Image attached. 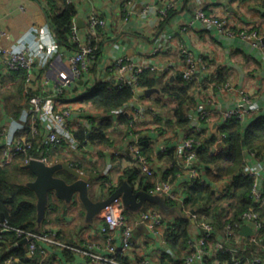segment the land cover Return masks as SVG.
Instances as JSON below:
<instances>
[{
  "label": "crops",
  "instance_id": "obj_1",
  "mask_svg": "<svg viewBox=\"0 0 264 264\" xmlns=\"http://www.w3.org/2000/svg\"><path fill=\"white\" fill-rule=\"evenodd\" d=\"M70 1L76 9L73 20L79 40L83 41L85 38L87 19L91 13L100 15L106 21L99 39L102 48L97 78L103 77L113 81V74H107L108 67L120 56H127L137 63H148L149 69L164 74V79H169L170 82L174 81L184 67L179 55L181 45L202 57L206 65V69L199 70L192 81L190 94L195 101L186 109L189 123L184 128L167 127L165 122L174 118L167 108H160L154 103L157 97H161V92L149 97L133 98L127 105L109 113L84 103L81 96L94 81L91 73L84 75L78 83L68 88L58 102L48 101L43 92L51 89L59 80L61 73L70 72L68 57L72 51L58 45L41 0H0V26L8 33L3 44L16 50L30 48L36 77L32 84L34 88L29 89L35 95L44 97L43 103L55 111L68 106L78 112V118L70 125L72 133L79 126L89 128L87 124L91 125V122L107 115L116 122L122 115H129L132 118L136 132L123 137L125 127L120 124L116 128L117 141L112 146L79 147L73 134L65 135L63 132L68 142H66L68 148L62 151L67 160L65 163L72 166L73 163L82 165V169H76L91 177L90 196L93 201L108 197L107 193L110 190L115 191L125 181L121 180L124 168L132 165L130 160L137 165L129 146L133 143L140 144L141 138H150L154 144V154L150 159L156 174L151 179L158 182L160 179L155 178H159L160 173H166L172 166L169 157L163 155L159 158L158 155L164 154L165 150L170 148L175 149L178 162L180 159L178 147L185 134H189L195 128L204 130V135L213 133L211 126L217 123V129L219 128L222 124V113L238 106L251 107L250 114L243 120L244 124L264 116V60L244 39L228 37L215 29L189 27L194 8L197 6L193 0H133L126 8L127 19L124 17L125 13L123 14L122 0ZM200 2L207 15L228 19L232 29L236 31L255 29L264 33V0H200ZM145 7H148L147 13L143 12ZM167 7L174 10V15L168 24L158 29L161 10ZM156 47L158 52L154 53ZM3 74L6 73L3 71L0 77ZM220 77L226 80L225 84L217 83ZM13 91L14 84L0 78V126L5 129V137L10 141L29 123L28 96L25 97V92L18 102L22 109L17 116H10L5 111L4 95ZM201 108L209 111L207 121L198 119ZM157 119H161V122L156 121ZM77 123L79 125H76ZM160 129L163 131L160 132ZM41 130L43 135L38 140L40 149L44 146L42 139L44 140L46 135L45 121L41 124ZM245 160L247 167L252 168L258 165L261 158L249 153ZM93 165L95 169L91 171ZM57 175L67 181L73 179L66 171H59ZM106 177L108 180L105 181ZM257 177L264 191V171H260ZM146 181L143 184L139 181L134 183V191L144 190ZM187 181V173L181 171L171 182L179 196ZM213 188L221 189L219 185ZM49 201L52 206L46 210L45 225H41L38 231H51L54 235L52 242L43 245L46 250L44 255L39 253L28 255L27 251V257L33 260L37 258L35 264H90L86 255L88 250L104 253L106 237L101 232L104 224L102 211L90 222L86 219V210L77 196L71 204L64 203L55 195H51ZM149 209H151L149 202L144 203L138 211L125 209V215L134 232V246L127 253L130 264H161V254L167 251L165 243L150 233L140 218L141 214L148 212ZM118 236L119 233L115 232L116 239ZM19 246L21 245L18 243L12 244L8 250H14ZM17 259L15 261H18ZM11 263L12 260L5 261V264ZM168 264L174 263L171 260Z\"/></svg>",
  "mask_w": 264,
  "mask_h": 264
},
{
  "label": "trees",
  "instance_id": "obj_2",
  "mask_svg": "<svg viewBox=\"0 0 264 264\" xmlns=\"http://www.w3.org/2000/svg\"><path fill=\"white\" fill-rule=\"evenodd\" d=\"M126 1L123 0V2ZM41 2L53 27L58 45L71 51L77 49L78 43L71 40L75 26L73 19L76 14L73 3L68 0H41ZM173 15L174 10L167 9L165 15H161L158 29H162L168 24ZM101 33L102 30L93 36L92 40L94 63L90 73L95 79L92 86L85 89L81 100L92 105L95 109L109 113L127 105L134 98L135 92L130 86H116L108 78L96 77L102 48V43L99 40ZM0 78H3L5 82L14 84L15 91L4 95V109L10 116H17L22 109V105H18V102L23 98L24 92L28 99L35 94L26 87L27 72L22 69L3 74ZM163 79L164 74L152 69H145L140 77V87L143 89L159 88L161 97H157L154 103L160 108H167L174 118V120L165 122L167 127L184 128L189 123L186 109L195 101L193 95L190 94L192 82L185 80L182 73H179L171 82L169 79ZM225 82L226 80L222 77L217 81L221 85ZM156 121L161 122V119ZM120 124L125 127L123 137L136 132L134 131L135 125L129 115L120 116L118 122L107 115L98 121L91 122L89 128L79 126L76 131H73V136L79 147L85 145L112 146L117 141L116 128ZM26 130L28 132L27 139L31 140L28 125ZM162 131L160 129V132ZM204 133V130H196V128L189 132L191 136L201 139V144L196 147V155L203 167L204 177L193 184H186L179 199L171 200L165 197L167 206L174 210V214L165 217L167 227L164 231V243L167 251L161 254V264H168L171 260L174 264H184V253L188 249V239L192 226L187 211L198 210L208 214L210 222L214 223L220 231L226 222L223 219L224 212H230L235 219L244 211L256 210L264 224V207H259L250 197L254 178L243 174L246 155L253 153L255 156H260L264 153V116L257 117L248 124H244L242 120L233 117L219 126L215 133H208V135H204ZM220 134L225 135L223 138L224 145L220 150L214 152L212 149ZM38 140L39 138H32L34 143L32 152L34 153L37 151ZM139 146L141 155L150 159L154 154V144L151 139L141 138ZM65 148H68V145L63 141L61 145L49 149L46 155L48 160L53 163H65L67 160L62 154ZM163 155L166 158L169 157L172 166L166 173H160L159 178L157 177L155 180L173 182L177 174L182 171L177 162L175 149L170 148L164 154H159L158 157L161 158ZM130 162L132 165L124 168L121 180L128 181L132 186L137 181L143 184L147 180L144 190L152 188L156 181H152L151 178L143 174L138 164H133V160ZM73 167L82 169V165L79 164L73 163ZM94 169L93 165L91 171ZM33 179L34 175L25 167L22 155H17L9 164L0 166V214L4 215L5 221L11 228L42 232L38 231L36 196L27 186V183ZM225 179H229L230 183L223 192L217 194L213 185ZM104 180L106 181L108 178L106 177ZM90 184L88 194L92 199ZM112 192L113 190H110L107 194L110 195ZM50 205L52 206L51 201H49L47 209ZM149 208L151 211H159V207L154 203H149ZM45 222L44 219L42 225H45ZM20 240L21 238L16 237L14 230L5 231L0 226V264H5L7 259L12 260L11 264H35L37 262L35 261L37 258L33 260L27 257V244L14 250H8L10 245L18 243ZM15 258H18V261H15ZM231 258V255L227 253L220 254L219 261L221 264H234ZM115 259L119 263H131L127 255L117 254Z\"/></svg>",
  "mask_w": 264,
  "mask_h": 264
},
{
  "label": "built area",
  "instance_id": "obj_3",
  "mask_svg": "<svg viewBox=\"0 0 264 264\" xmlns=\"http://www.w3.org/2000/svg\"><path fill=\"white\" fill-rule=\"evenodd\" d=\"M68 1L71 2L70 0ZM132 1H121L125 19H127L128 13L126 8ZM193 1L197 3V6L194 8L189 27L198 26L202 29H215L228 37L244 39L257 51L261 59L264 60L263 32L255 29L236 31L232 29L228 19L207 15L203 10L200 0ZM169 8L171 7L161 10V15H165L166 10ZM147 11L148 7H145L143 12L147 13ZM105 26L106 21L103 17L96 13H91L87 19V31L83 41L79 40L76 27H73L71 40L78 43V48L72 50V54L68 57L70 72L68 74L61 73L59 80L52 85L51 89L43 92L48 101L58 102V99L63 97L68 88L78 83L84 75L90 74L91 66L94 63L93 36L97 35ZM7 37L8 33L0 26V74L3 71L5 73H11L23 69L27 72L26 87L28 89L34 88L32 84L35 81L34 78L36 75L34 73V60L31 56L30 48L23 47L16 50L6 46L3 44V40ZM153 52H158V47ZM179 55L184 66L182 76L185 80L190 82L194 81L198 71L206 69L203 58L197 56L185 45L180 46ZM149 68L150 65L148 63H137L127 56H120L108 67L107 74H113L112 83L116 86L127 85L136 92L144 90L140 87V77L145 69ZM43 100L44 97H41V95L34 94L29 97L28 126L33 139L42 138L43 132L41 130V124L44 121L46 122V135L44 140L42 139L44 146L41 149L37 147V151L34 153L32 152L34 143L32 138L31 140L27 139L28 132L26 128L20 129L17 136L10 141L5 137V129L0 126V166L9 164L17 155L23 156V163L25 165L31 160L41 161L47 165L55 164L48 160L46 156L47 151L61 145L63 141L67 142L64 134H73L72 129L70 130V125L74 119L78 118V112L68 106L55 111L47 107L48 105L46 106ZM250 112V106L231 108L222 113L221 122L223 124L233 117L243 121ZM208 117L209 111L201 108L198 113V119L200 121H207ZM76 125L79 124L77 123ZM87 126L90 127V123ZM224 136V134L218 136L213 147L214 152L223 147ZM200 144L201 139L195 138L190 134H185L178 147V154L180 155L178 165L182 171L187 173L188 181L186 184H193L204 177L203 167L196 155V147ZM129 148L133 152L134 159L142 173L149 178H153L156 172L152 166L151 159H147L141 155L138 143L131 144ZM251 154L255 156V154ZM259 157L261 160L255 167L248 168L245 163L243 174L254 178L250 197L259 207H264V191L257 177L260 171H264V153ZM229 183V179H225L214 184V187L218 185L221 187L220 190L214 189L215 192L217 194L223 192ZM148 192L150 194H163L171 200L180 198L178 193L174 191L172 183L167 180L156 182ZM186 213L192 222V226L188 239V249L184 253V264H221L219 256L225 253L231 255L234 264H264V224L258 211H244L237 215L235 219L230 212H224L223 219L226 222L221 231L214 223L210 222L208 214L198 210L187 211ZM102 214L104 224L101 227V232L106 237L104 253L88 250L86 255L90 260V264H118L115 256L117 254L127 255L134 246L133 228L127 220L121 198H116L109 202L102 209ZM140 218L145 224V227L149 229V232L164 242V231L167 223L165 221L166 218L161 212L149 210L148 212L142 213ZM0 225L5 231L14 230L17 238H27L28 251L31 254L38 252L40 255H44L46 250L43 245L51 243L52 237L54 236L51 231L37 232L11 228L6 221L1 222ZM243 228H247L250 232L248 236L242 234ZM115 232L119 233L117 239Z\"/></svg>",
  "mask_w": 264,
  "mask_h": 264
},
{
  "label": "water",
  "instance_id": "obj_4",
  "mask_svg": "<svg viewBox=\"0 0 264 264\" xmlns=\"http://www.w3.org/2000/svg\"><path fill=\"white\" fill-rule=\"evenodd\" d=\"M49 22V21H48ZM53 31V27L49 22ZM264 42V37L262 39ZM158 88H149L141 91H136L134 98L138 99L142 96L149 97L154 93H159ZM218 124L214 123L211 126L212 132L215 133ZM214 151V149H212ZM27 169L34 175L33 181L27 183V186L35 193L36 209H37V224L40 227L45 218V212L51 195H55L58 199L66 204H71L75 196H77L86 210V219L90 222L93 218L102 211V209L116 198H121L124 208L129 211H138L146 202L154 203L159 207V211L164 217H170L174 214V210L170 209L163 194H150L146 190L134 191L133 186L124 181L115 191L108 197L93 201L88 194V187L91 177L80 172L68 163H55L47 165L41 161L31 160L27 165ZM59 171H66L73 179L67 181L57 175ZM0 220L5 221L3 214H0ZM247 228L242 229V234L249 235ZM27 238L21 239L18 244L26 245ZM28 255H31L29 252Z\"/></svg>",
  "mask_w": 264,
  "mask_h": 264
}]
</instances>
